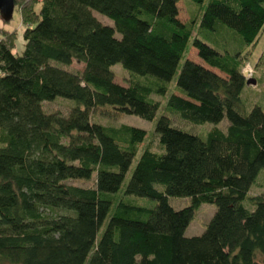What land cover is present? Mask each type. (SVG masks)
<instances>
[{"label":"trees","instance_id":"trees-1","mask_svg":"<svg viewBox=\"0 0 264 264\" xmlns=\"http://www.w3.org/2000/svg\"><path fill=\"white\" fill-rule=\"evenodd\" d=\"M176 1L13 0L24 25L18 51L15 29L0 25V258L264 264V111L257 103L244 111L239 98L241 51L264 25V0H206L200 11L202 0H184L197 4L184 20ZM192 27L190 42L202 62H180L164 112L154 120L159 149L141 148L113 202L145 131L90 114L128 107L151 119L158 105L151 94L166 91ZM72 60L80 69L65 67ZM115 62L128 72L126 84L113 79ZM251 65L264 71V43ZM55 96L74 103L64 113L45 111L41 101ZM167 113L190 123L224 117L226 125L199 135ZM91 176V185L65 181ZM251 182L262 187L247 195ZM168 195L189 201L173 207ZM202 201L214 204L211 215L199 233L184 235Z\"/></svg>","mask_w":264,"mask_h":264},{"label":"rangeland","instance_id":"rangeland-1","mask_svg":"<svg viewBox=\"0 0 264 264\" xmlns=\"http://www.w3.org/2000/svg\"><path fill=\"white\" fill-rule=\"evenodd\" d=\"M206 0H202L201 5L199 6L198 10L202 8ZM191 5H188L184 0H177V16L179 19L184 20L188 17L190 12H194L196 10L197 4L191 3ZM92 13L95 15L97 19L100 21H103L105 23L110 24L111 21L108 17L105 15L93 10ZM198 18V16H197ZM197 20V19H196ZM4 21V22H3ZM0 25L6 27L8 30L15 29V36H14V44L12 49L13 50H20L21 48V29L24 23L20 19V15L18 10L12 9L11 17L8 20H2L0 19ZM194 34V27H192V30L190 32L189 38L187 39V42L185 44V47L180 55V58L178 59V62L176 64L175 70L170 78V80L167 82V88L166 91L163 94H154L151 96L153 98H156L158 100V105L154 108L153 111V117L151 119L143 118L136 113H132L131 110L128 107L123 108H112L108 107L105 109L107 113L99 114L97 111L90 114V119L95 121H100L101 123H110V124H118L120 122H125L127 124H131L134 126H138L144 129L145 134L143 136V139L137 143V149L136 151L131 155V160L129 165L127 166L126 170L123 173V178L120 183L119 189L116 191L115 195L113 196V202L120 196V191L123 186V183L125 182L127 176L129 175V172L132 168V165L140 152L141 148L143 146H148L153 150H158L159 146L157 143V135L153 130L154 120L156 116L159 113H163V106L165 104L166 96L172 90L174 87V79L178 72L180 62L184 57H188L195 61H201V58L197 56L196 49L193 45H191V38ZM201 39L206 41L202 36H200ZM264 43V26L262 30L259 31L257 34L256 39L252 44L245 47L243 52L244 61L240 64V72L242 67L245 65L249 66L251 68L250 75L247 77H253L256 78L254 83H244L239 91V98L243 106V110L246 111L252 103H257L260 105L262 110L264 111V71H262L258 65L252 66V62L254 61V57L258 53L260 47ZM66 68L71 70H77L80 69V62L76 60H72L69 64L65 65ZM110 68L113 70V79L117 82H120L122 84H126L130 80V76L126 74V70H124L118 62H115L110 65ZM125 71V72H124ZM219 74L224 75V73L218 71L215 69ZM128 73V72H127ZM175 92V91H174ZM74 101L70 98L61 97V96H55L52 99L43 100L41 101V107L49 112V111H59L61 113L66 112L68 107L72 105ZM166 114V113H164ZM170 117V121L178 125L186 130H189L191 132H195L199 135H203L204 132L211 127L213 124H215L220 129H224V126L226 125V119L222 117L220 120L216 121L215 123L211 121H202L199 123H190L184 119L179 118L176 114H168ZM262 169H260L256 176L255 180L258 182L260 181L259 178H262ZM258 178V179H257ZM68 183H73L77 185H91L92 184V176L87 179L82 178H67L65 180ZM264 182V181H263ZM159 186V184H157ZM262 187V185H258L256 183L251 182L249 185V188L247 190V195L253 192H256ZM264 189V187H263ZM125 198L131 202H135L142 205H151L153 203V199L147 197V196H140V195H132V194H125ZM168 202L173 207H179L182 206L189 201L188 196H177V195H168L167 196ZM243 205H245L247 208H250L251 205L246 200H244ZM214 209V204L212 202H199L198 205L193 209L192 214L185 225L183 229L184 235H190V234H196L199 233L203 227L206 220L211 215L212 211ZM100 230V229H99ZM0 264H14L8 262L6 259L0 258Z\"/></svg>","mask_w":264,"mask_h":264},{"label":"water","instance_id":"water-1","mask_svg":"<svg viewBox=\"0 0 264 264\" xmlns=\"http://www.w3.org/2000/svg\"><path fill=\"white\" fill-rule=\"evenodd\" d=\"M13 0H0V19L8 20L11 17ZM245 83H254L253 77H246Z\"/></svg>","mask_w":264,"mask_h":264},{"label":"built area","instance_id":"built-area-1","mask_svg":"<svg viewBox=\"0 0 264 264\" xmlns=\"http://www.w3.org/2000/svg\"><path fill=\"white\" fill-rule=\"evenodd\" d=\"M250 72H251V68L247 65H245L241 69V73H242L243 77H245V78L250 75Z\"/></svg>","mask_w":264,"mask_h":264},{"label":"crops","instance_id":"crops-1","mask_svg":"<svg viewBox=\"0 0 264 264\" xmlns=\"http://www.w3.org/2000/svg\"><path fill=\"white\" fill-rule=\"evenodd\" d=\"M263 26H264V25H263ZM263 26L261 27V29H260V30H262Z\"/></svg>","mask_w":264,"mask_h":264},{"label":"clouds","instance_id":"clouds-1","mask_svg":"<svg viewBox=\"0 0 264 264\" xmlns=\"http://www.w3.org/2000/svg\"><path fill=\"white\" fill-rule=\"evenodd\" d=\"M245 78V77H244Z\"/></svg>","mask_w":264,"mask_h":264}]
</instances>
